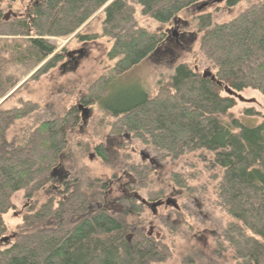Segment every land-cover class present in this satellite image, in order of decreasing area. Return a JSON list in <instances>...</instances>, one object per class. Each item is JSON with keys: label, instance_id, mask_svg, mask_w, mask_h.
Returning a JSON list of instances; mask_svg holds the SVG:
<instances>
[{"label": "trees", "instance_id": "1", "mask_svg": "<svg viewBox=\"0 0 264 264\" xmlns=\"http://www.w3.org/2000/svg\"><path fill=\"white\" fill-rule=\"evenodd\" d=\"M207 1L43 0L31 6L28 18L17 24L8 23L0 13V36L16 37L23 32L29 38L28 48L17 47L14 54L19 59L10 65L12 72L19 73L6 77L0 72V103L31 72L39 68L35 76H43L62 61L48 39L75 35L103 10L101 36L77 35L81 41L108 38L113 42L108 58L116 64L110 77L95 84L90 98L101 99L102 110L117 120L113 127L116 136L135 134L174 159L200 151L212 154L210 162L222 173L219 205L232 219L224 240L241 264H264V121L249 127L234 119L230 111L238 99L226 94L228 88L238 95L254 90L264 96V0L225 24L213 25L210 16L198 20L200 51L217 71L215 82L179 65L157 96L136 86L139 101L125 107L111 104L115 80L157 53L164 43L160 34L138 25L137 10L158 24L170 25L183 11L198 10ZM237 4L231 1L229 6ZM36 109L32 104L10 111L0 107V238L8 231L3 217L13 209L12 196L41 188L42 179L61 164L69 135L79 124L74 109L63 118L42 122L21 142L18 138L8 142L9 128ZM245 114L257 116L253 110ZM96 150L107 161L105 149ZM175 180L179 188L184 186L179 177ZM64 194L58 209H52L51 203L26 218L27 229L34 222L45 227L27 230L0 251V264H151L168 259L169 250L157 243L158 238L139 232L132 241L127 239L132 227L125 215H112L101 207L103 194L88 196L69 189ZM48 220L53 221L52 227L44 225Z\"/></svg>", "mask_w": 264, "mask_h": 264}, {"label": "rangeland", "instance_id": "2", "mask_svg": "<svg viewBox=\"0 0 264 264\" xmlns=\"http://www.w3.org/2000/svg\"><path fill=\"white\" fill-rule=\"evenodd\" d=\"M216 1H207L208 6L200 11L197 7L183 11L170 25L158 24L144 17L140 9L137 10L138 25L160 34L164 43L157 53L115 80L111 88L112 106L125 107L129 102L139 101L136 86L151 97L157 96L159 90L168 85L179 65L188 66L200 76L208 70L216 75L213 64L200 51L198 20L210 16L213 25L225 24L260 0H224L221 4ZM231 1H238V4L230 7ZM30 5L22 0H3L0 3L1 17H8V23L17 24L28 18L27 9ZM104 19L101 10L75 35L65 39H48L56 48L54 55H60L62 61L43 76H35L39 68L31 72L0 103L4 111L24 109L26 104L36 105L37 108L36 112L16 121L9 128L6 134L8 142L15 138L21 142L42 122L63 118L71 110L75 109L79 116V124L69 135L68 150L61 161L67 175L65 182L60 184L58 177L48 174L42 179L39 190L30 188L12 196L13 209L3 217L8 231L0 238V251L13 245L14 240L27 230L32 232L44 228L37 222L34 225L32 223L33 227L25 228L26 218L35 216L51 203L52 209H58L60 202L65 199L64 193L69 189L80 190L88 196L103 194L106 204L101 207L106 206L104 209L109 214L125 215L132 228L145 227V235L149 223L155 222L156 233L161 235L157 243L168 248L169 257L165 262L151 264H241L224 240V231L232 219L219 205L218 184L222 173L210 162L213 155L200 151L174 159L156 150L149 142L139 140L135 134L122 132L116 136L113 127L118 125L117 120L102 110L101 99L90 98L95 84L102 77H110L116 64L108 58L113 42L108 38L81 41L77 35L101 36ZM182 35L186 37L184 41ZM28 41L29 38L23 32L16 37L0 36V72L6 77L10 73H19L12 72L10 65L19 59L14 54L17 47L25 51ZM241 98L236 101V107L230 111V115L246 126L260 125L264 121V96L257 91L246 90L241 93ZM79 106L89 109L90 116L85 117V121L82 120ZM248 110H253L257 116H246ZM100 146L105 149L107 161L99 157L96 149ZM142 153L148 154L154 163L143 162ZM137 173L142 176L139 177ZM128 174L131 175L129 179L126 176ZM176 176L186 187L183 184L179 188ZM129 183L130 190L141 198L151 202L172 199L179 210L161 208L155 219L148 209L140 208L134 210V216H127L125 204L116 201L122 197L124 185ZM133 204L137 207L136 201ZM93 208L91 206L90 210ZM52 220L44 225L52 227ZM130 236L129 233L127 239ZM4 238L8 239L7 243H1Z\"/></svg>", "mask_w": 264, "mask_h": 264}, {"label": "flooded vegetation", "instance_id": "3", "mask_svg": "<svg viewBox=\"0 0 264 264\" xmlns=\"http://www.w3.org/2000/svg\"><path fill=\"white\" fill-rule=\"evenodd\" d=\"M3 1V0H2ZM41 1H43V0H22V2H29L31 5L28 7V9H27V11L28 10H30V8H31V6H33V7H36L37 5H39L40 4V2ZM6 19V18H5ZM9 20V18L7 19V21ZM176 37H178V35H176V34H174ZM182 37V41H184V39H186V37H185V35H182L181 36ZM81 54H82V52H80ZM69 58H71V56H69ZM71 60L73 61V62H75L72 58H71ZM77 64V63H76ZM82 112V111H81ZM90 116V115H89ZM148 161V160H147ZM146 161V162H147ZM50 176L51 177H54V178H56V177H58V179H60L59 180V182H60V184H63L64 182H65V180H66V177H67V175H66V173L63 171V169H62V165L60 164L56 169H54L51 173H50ZM127 176V178L129 179L130 178V176L131 175H126ZM130 188H131V184L129 183V184H125L124 185V188H123V190H122V197H120V199H118L116 202L117 203H119V204H125V208H126V210H127V213L129 214V216H134L135 215V213H134V210L135 211H138L140 208H146V209H148L150 212H151V214L153 215V217L156 219L157 217H158V210L159 209H161V208H166V209H173V207L171 206V207H167L165 204L163 205V206H161V207H159V208H157V211H156V213L154 214L153 213V210L149 207V205H145V204H142L140 201H139V194L138 193H133L131 190H130ZM143 199V198H142ZM137 202V207H135V204H133L132 203V205L130 204V202ZM149 204H154V203H156V202H165L164 200H157V201H155V202H151V201H148V200H146ZM105 204H106V202H105ZM102 208H107L106 206H102ZM116 209V208H115ZM117 215H119V214H117ZM122 215V214H121ZM128 216V215H127ZM139 229V231H137ZM146 233V228L145 227H143V226H141L140 228H139V226H136V227H134V228H132L131 229V236L129 237V240L131 241L132 239H133V237L135 236V235H137L138 233ZM158 234L160 235V233H156V226H155V222H151V223H149V230H148V233L146 234V236L147 237H149V238H158Z\"/></svg>", "mask_w": 264, "mask_h": 264}, {"label": "water", "instance_id": "4", "mask_svg": "<svg viewBox=\"0 0 264 264\" xmlns=\"http://www.w3.org/2000/svg\"><path fill=\"white\" fill-rule=\"evenodd\" d=\"M2 2V0H0V3ZM222 2H224V0H217L216 3L217 4H221ZM208 6V4H203L201 5L198 10H202L204 8H206ZM12 14V12H11ZM8 17H6V21H7ZM203 79H210L212 82H215L216 81V77L208 70V71H205L203 73ZM226 94L229 95V96H234L235 98L241 100V95H238V93L234 92V91H231L229 90L228 88L226 89ZM79 110L82 111V119L85 121V117L87 118L88 115H89V109H86L84 108L83 106H79ZM149 161L150 163H154V160L150 158V156L148 154H145V153H142V161L145 162V161ZM139 201L142 203V204H145V205H149V207L153 210V213L155 214L156 211H157V208L163 206L164 204L167 206V207H173L175 210H179V207L178 205L175 203L174 200L172 199H168L166 200L165 202H156L154 204H149L145 199H142L141 197H139ZM160 237V235L158 234V238ZM8 241L7 238H4L1 243H6Z\"/></svg>", "mask_w": 264, "mask_h": 264}, {"label": "bare ground", "instance_id": "5", "mask_svg": "<svg viewBox=\"0 0 264 264\" xmlns=\"http://www.w3.org/2000/svg\"><path fill=\"white\" fill-rule=\"evenodd\" d=\"M7 242H8V241H7ZM7 242H6V243H7Z\"/></svg>", "mask_w": 264, "mask_h": 264}]
</instances>
